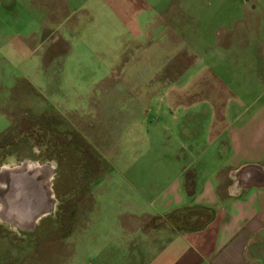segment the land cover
I'll return each instance as SVG.
<instances>
[{"label":"rangeland","instance_id":"obj_1","mask_svg":"<svg viewBox=\"0 0 264 264\" xmlns=\"http://www.w3.org/2000/svg\"><path fill=\"white\" fill-rule=\"evenodd\" d=\"M100 2L0 0V169L46 164L53 200L29 229L0 216V264H91L130 179L156 170L144 133L166 141L162 125L189 112L169 102L200 96L195 80L264 98V0H163L165 21L137 39Z\"/></svg>","mask_w":264,"mask_h":264},{"label":"crops","instance_id":"obj_2","mask_svg":"<svg viewBox=\"0 0 264 264\" xmlns=\"http://www.w3.org/2000/svg\"><path fill=\"white\" fill-rule=\"evenodd\" d=\"M100 1L131 24L126 31L136 39L152 31V17L165 21V11L154 14L166 7L163 0ZM194 86L200 96L170 100L175 110L189 112H173L172 128L162 125L165 142L144 133L152 142L142 151H155L144 167L156 170L130 179L126 208L112 216L114 236L94 241L91 264H264V98H241L201 77ZM142 114L131 121L133 130ZM140 139L131 138L129 150H139ZM152 217L167 223L150 226Z\"/></svg>","mask_w":264,"mask_h":264},{"label":"water","instance_id":"obj_3","mask_svg":"<svg viewBox=\"0 0 264 264\" xmlns=\"http://www.w3.org/2000/svg\"><path fill=\"white\" fill-rule=\"evenodd\" d=\"M0 169V204L14 221L33 225L53 207L50 184L39 172L26 168Z\"/></svg>","mask_w":264,"mask_h":264},{"label":"bare ground","instance_id":"obj_4","mask_svg":"<svg viewBox=\"0 0 264 264\" xmlns=\"http://www.w3.org/2000/svg\"><path fill=\"white\" fill-rule=\"evenodd\" d=\"M23 165L22 167H19V168H26L27 169V166ZM17 168V167H16ZM30 168V167H29ZM33 168H36V170L30 168L32 171H35V172H39L41 173L42 175L45 176V180L50 183V174L46 173L45 171V166L43 165H37V166H34ZM49 175V176H48ZM0 186H1V183H0ZM6 211L4 209L1 208V204H0V216L3 220L7 221V222H10L11 224L19 227L20 229H29L32 225H25L24 223H21L19 221H14L13 219H11L6 213ZM45 214V213H44Z\"/></svg>","mask_w":264,"mask_h":264},{"label":"flooded vegetation","instance_id":"obj_5","mask_svg":"<svg viewBox=\"0 0 264 264\" xmlns=\"http://www.w3.org/2000/svg\"><path fill=\"white\" fill-rule=\"evenodd\" d=\"M23 164L21 165V167L23 166V165H25V166H27V169H30V168H32V169H34V170H36V168H33L34 166H37V165H43V166H45V171H46V173H48V174H50V179H51V175H52V171H51V168L49 167V166H47L46 164H37V163H34V162H31V161H24V162H22ZM24 166V167H25ZM17 166H14V167H12V168H8V167H3L2 168V170H10V169H15ZM30 167V168H29ZM31 170V169H30ZM49 176V175H48ZM49 210V209H48ZM48 210L45 212V213H47L48 212Z\"/></svg>","mask_w":264,"mask_h":264}]
</instances>
